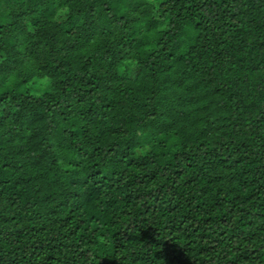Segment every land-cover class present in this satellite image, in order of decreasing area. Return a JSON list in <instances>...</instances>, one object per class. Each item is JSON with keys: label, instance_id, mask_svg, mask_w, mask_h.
<instances>
[{"label": "trees", "instance_id": "16d2710c", "mask_svg": "<svg viewBox=\"0 0 264 264\" xmlns=\"http://www.w3.org/2000/svg\"><path fill=\"white\" fill-rule=\"evenodd\" d=\"M0 264H264V0H0Z\"/></svg>", "mask_w": 264, "mask_h": 264}]
</instances>
